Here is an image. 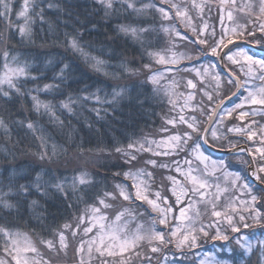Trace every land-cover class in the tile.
<instances>
[{"label":"trees","instance_id":"16d2710c","mask_svg":"<svg viewBox=\"0 0 264 264\" xmlns=\"http://www.w3.org/2000/svg\"><path fill=\"white\" fill-rule=\"evenodd\" d=\"M133 2L136 8L150 4L156 7L143 8L137 13L127 8V3L114 0L113 9L108 10L109 15H106L105 6L100 0H34L35 6L29 12L34 21L31 25L32 34L25 38L19 33V26L24 23V19L17 16L22 9L23 0H9L12 12L8 19L12 21V27L8 26L4 18H0V75L3 74L6 62L15 66L12 62L13 56L17 57L20 65H29L28 75L15 81L21 89L20 93L9 88L7 84L0 85V120L3 121V126H0V198L19 205L18 210L0 208V228L28 234L37 242L39 249L43 246L39 244V240L53 239L54 230L78 216L85 202L92 203L98 192L105 189L111 191L115 183L124 182L122 175L114 178V173L127 170L123 157L115 153V148L126 146L130 140L157 137L161 134L162 127L170 126L166 125L165 120L176 115L169 98L163 93H156L148 81L151 72L165 67L174 71L181 68L178 62L177 65L159 64L148 55L149 52L166 50L168 46H172L163 31L164 20L157 11L158 7L167 9L169 6L161 3V0ZM41 10L43 20L37 15ZM170 17L168 20L173 28L186 35L178 20H175L173 12ZM119 25L149 31L140 33L137 39L120 32ZM254 32V38L260 41L259 45H264V33L258 30ZM71 38L77 40L89 57L104 61L103 66L99 69L93 67L94 61L85 59L70 46ZM185 39L191 48L192 59L184 58L186 63L183 66L195 65L204 60L215 61L216 57L209 53L207 55L206 51H201L199 45ZM203 47L206 48L204 45ZM5 52L9 54L7 61ZM64 65L69 67L61 81L56 74ZM144 65H150V70ZM34 76L38 78L32 79ZM45 84L53 87L44 91ZM5 91L10 94L8 97L3 96ZM117 93L120 95H116ZM34 95L42 102L52 105L54 117L43 108L39 112L35 110L34 101L31 99ZM85 96L88 99L85 100ZM95 96L100 98V102L96 101ZM69 97L72 101V112L61 107L62 102H69ZM239 97L240 94L232 103ZM96 110H99V115ZM196 118L203 128L207 118L204 119V115L200 117L199 114ZM30 122L34 129L27 127ZM242 122L244 126L247 125L258 133L254 140L248 141L246 135L230 133L227 129L225 139L232 140L237 145L246 144L252 149L256 145L264 146L260 144L259 138V134L264 132V108L263 113L249 114ZM40 137L47 142L48 156L43 160L40 155L45 149L41 147ZM207 153L216 155L209 150ZM228 157L227 163L232 165L231 169L247 167L240 160L236 161L233 154ZM146 158L148 157H142ZM241 158H246L245 153ZM139 166L141 165L138 164L137 167ZM84 171L89 173L88 178L95 181V184L80 188L75 196L71 194L69 187L67 200L55 190H49L47 195H42L33 188L32 194L26 197L18 192L19 184L29 181L36 183L38 173L39 183L47 187L48 184L59 181L70 186L72 177ZM13 173L16 174L14 180L11 179ZM52 176L57 180H51ZM257 194L264 197V192ZM78 196H83L84 200H77ZM167 196L173 204L172 197L169 194ZM34 200L37 203L32 205ZM113 203L114 210L121 207L116 202ZM125 203L136 206L149 221L156 217L146 203L142 207L139 206L142 203L139 201L135 204ZM69 204L72 207H68ZM257 205L264 214V204L258 202ZM156 227L164 228L158 222ZM164 231L167 235L168 230L164 228ZM251 232L261 235L264 229L258 225L254 231L250 228L241 229L242 235ZM228 234L230 237L235 235L230 231ZM211 237H199L196 248L184 249L187 254L185 256H181L174 245L163 248L159 253L149 252L148 255L152 257L151 264H163L164 261L170 263L168 260L173 262L174 258L181 260L183 264L194 263V254L199 249L214 251L220 258L228 256L231 264H242V261L243 264H256L254 255L261 249L259 244L251 254L245 255L234 240L228 243L213 241ZM71 241L74 243L75 240L69 234V242ZM4 244V236L0 233V253ZM226 249L229 250L228 255L224 252ZM142 251L147 252V248ZM59 255L63 257H54L44 249V257L50 259L52 264H73L69 257L70 252ZM147 262L145 260L143 264ZM134 264H140V260L136 259Z\"/></svg>","mask_w":264,"mask_h":264},{"label":"snow or ice","instance_id":"6c2138e0","mask_svg":"<svg viewBox=\"0 0 264 264\" xmlns=\"http://www.w3.org/2000/svg\"><path fill=\"white\" fill-rule=\"evenodd\" d=\"M121 2L127 3V8L137 13H140L143 8L156 7V5L150 4L143 5L142 8H136L133 0H121ZM100 3L105 6V14L109 15L108 10L113 9L114 0H100ZM161 3H170V7L167 9L165 7L157 8V11L162 14L164 20L170 19V13L174 10L175 17L179 18L182 23H185L186 27H190L194 34H197V40L194 43L207 47L211 56L217 57L220 61L227 60L232 65H237L241 69L246 67L245 76L258 79L262 84L260 87H256L254 84H250L249 81L240 82L238 79L234 81L232 79V75L234 74H230L227 79L228 84L236 83V86L239 88H244L247 85V95L235 108L223 109L224 101L221 100L216 103L214 108H211V111L208 113V123L203 128L201 127V122L195 116L181 114L178 120L175 118L166 119L165 123L166 125H171L173 128L177 127V125H185L186 127L183 131L168 134L169 129L162 127L160 132L166 135L159 140L143 137L130 140L126 146L115 148V153L123 157V163L127 165V170L122 173H114V178L122 175L124 182L115 183L111 191L105 189L98 192L92 203L85 202V206L78 216H75L72 221L65 222L54 230L53 239L39 240V244L59 256L61 252L67 253L69 234L73 240L79 237V244L75 249L77 256L80 258L79 264H85V255L91 261L93 253L98 254L97 258L101 259L102 264H107V261L103 259L105 253L107 256L113 258L119 256V264H134L136 259L140 260V264H143L145 260L148 261V264H151L152 257L148 255L149 252L159 253L163 248L172 245L180 252L181 256H185L187 254L184 252V249L196 248L198 236L203 234L204 237H208L210 229L215 230V235L211 237L213 241L231 243L234 240L236 246L242 249L244 254H250L253 251L252 240L255 238L256 232L242 235L241 229L253 228L256 225L264 229V214L257 207L258 202L264 204V197L255 194L256 192H264V146L255 147L254 150L252 148L246 149L241 147L237 152L231 153L237 155L238 158L244 153L251 156L250 160L239 161L248 167L236 171H230L229 169L232 165L225 160L217 161L206 154L208 151L207 145H215L225 139L219 130V128L223 127L225 116H231L234 111L243 109L245 105H259L264 108V48L257 51L253 48L240 47L234 43L233 39V37L236 39L254 37L255 32H249L248 25L256 29V20H259L260 16H257L256 20H248L246 24L229 30L223 28V15H221L222 34L217 40L215 39V31L213 30L210 34L212 38L210 42L208 38H201L205 37L207 25L204 28H200L199 32L196 27L192 26V18L189 16L186 3L183 6L181 3L171 2V0H161ZM232 3L235 4V0H232ZM34 6V0H23L22 9L17 13L18 17L24 19V23L19 26V33L22 38L30 37L32 34L31 25L34 21L29 12L33 10ZM206 6L205 4L197 3L196 0H191V7L197 9L200 13H203ZM246 7L251 14L254 4L249 3ZM244 10V8L240 9L241 12ZM11 12L12 8L10 7L9 0H0V18H4L9 27L13 26L12 21L8 19ZM259 13L264 15V0H259ZM37 15L43 20L42 10ZM228 19L230 21L233 20L231 11L228 12ZM118 27L120 32L125 35L130 34L137 39H139L140 33L149 31V29L138 30L126 25H119ZM257 30L264 33V21L260 22ZM163 31L175 32L177 36H180V33L172 28L164 27ZM256 43L260 44V41H256ZM69 44L75 51L80 52L85 59L94 61L93 67L99 69L103 66L104 61L96 57H89L75 38H71ZM8 55V52L4 53L6 61ZM148 55L153 58L158 57L156 62L159 64L177 63L174 56L169 60L166 59L165 55H161L160 53L149 52ZM185 58L192 59L190 56ZM12 62L15 66L7 62L4 64L3 74L0 75V85L7 84L9 88L15 89L17 93H20L21 89L17 87L15 81L20 77L28 75L29 65L27 63L20 65L15 56L12 57ZM68 67V65H64L56 74L61 81L64 80V73ZM144 67L150 70V65H144ZM215 67V64L204 66L203 73L198 68H193L191 71H194L196 76L203 80L204 76L210 73V69H214ZM161 75L162 73H154L149 77V80L153 84H158ZM37 78L35 76L32 77V79ZM213 80L216 83L217 89H219L223 83L220 75L217 73L213 76ZM52 87L53 85L45 84L43 90L47 91ZM187 87L195 89L196 84L193 80H188ZM2 94L4 97L10 95L6 91ZM116 95L120 94L117 93ZM218 95L219 92H217ZM204 96L207 97L209 105H211L214 100L213 95L205 91ZM31 99L34 101V108L37 112L43 108L45 112L52 113L54 117L52 105L42 102L35 95ZM84 99L86 100L88 97L85 96ZM95 99L97 102H100L98 96H95ZM193 99L194 94L189 93L185 99L184 106L188 107V102ZM71 103V97H69V102H62L61 107L72 112ZM169 103L174 104L175 102L169 100ZM192 110L195 111L196 107L193 106ZM96 111L97 115H99V110ZM200 111L202 115L205 114L203 108H200ZM181 112H183V109H181ZM249 114L255 115L256 109L253 108L251 113L243 110L239 111V119L243 121ZM214 115H219L220 119H214ZM0 126H3L2 120H0ZM27 127L34 129V125L31 122L28 123ZM227 131L241 136L246 135L248 141H253L254 137L258 135L257 132L250 129L247 125L244 127H230ZM259 138L260 144L264 145V132L259 134ZM39 139L41 140V147L45 149L40 155V159L43 160L48 156L47 142L43 137ZM236 147V144L229 141L230 150ZM181 153L185 154L183 161L171 160V163H168L159 159L161 157L179 156ZM55 154V146H53V155ZM143 156H147L148 158L142 159ZM138 164L141 166L137 167ZM253 165H255L254 168ZM149 169L175 171L181 177L179 179L174 175L164 177L169 182L168 191L175 197V206H179V215L175 214L174 206L169 203L170 198L163 195V185L153 190L155 177L154 172ZM245 173L247 174L245 175ZM88 177L89 173L84 171L72 177L70 186L64 181H59L48 184L46 187L39 183L40 174L38 173L36 183L29 181L28 183L19 184L18 192L21 196L26 197L32 194L31 190L33 188L40 191L42 195H47L49 190H55L63 194L64 199L67 200L69 198V187L71 188V194L75 196L80 188L91 187L95 184V181ZM15 178L16 174L13 173L11 179L14 180ZM21 178L27 179L26 177ZM50 179L57 180L55 176H52ZM233 192H238L240 196H247L248 199H240L239 196L232 195ZM76 199L83 201L84 197L78 196ZM115 201L129 202L130 204H135L139 201L142 202L139 205L141 207L143 203H146L156 213V217L148 223H136L135 228H132L131 222H135L138 219V215L134 209L122 208L114 216H109L108 210L115 208V204L111 202ZM225 201L226 203H224ZM36 203L35 200L31 202L32 205ZM222 204L224 205L223 208H221ZM68 207H72V205L69 204ZM0 208L18 210L19 205L18 203H12L0 198ZM201 208H203V211H201ZM204 216L210 217L209 223H203L202 218ZM249 219L254 221V224L248 223ZM157 222L168 230L167 235L164 228L157 229ZM197 224L200 226L197 227ZM222 224L227 225L223 230L221 228ZM229 230L235 235L230 237L228 234ZM0 233L5 237V244L7 245L4 251L8 252L9 248L11 249L9 254L12 255L15 264H52L50 259L42 257L37 259L38 256H41V253L37 242L28 234L21 232L12 233L4 228H0ZM85 237L88 238L85 239ZM259 243L264 247V241H259ZM145 247L147 248V252L142 251ZM230 250L234 251V249ZM204 256L205 258L200 261V264H224L223 261L217 260L214 256H210L207 253ZM0 264H4V262L0 261ZM172 264H183V262L174 258ZM261 264H264V251L261 254Z\"/></svg>","mask_w":264,"mask_h":264},{"label":"rangeland","instance_id":"374dc122","mask_svg":"<svg viewBox=\"0 0 264 264\" xmlns=\"http://www.w3.org/2000/svg\"><path fill=\"white\" fill-rule=\"evenodd\" d=\"M171 2L181 3L182 6L186 3L189 16L192 18V26L196 27L197 31L199 32L200 28H204L205 25H207V27L205 29V37H201V38H208L210 40V42L212 39L210 34L212 33L213 30L215 31V39L218 40L222 34L223 28H227L229 30L231 28H234V27L238 28L240 25L246 24L248 22V20H256V17L260 16V19L256 20V25H257L256 29H254L251 25H248V31L253 32V31H256L258 29L260 22L264 21V15H261L259 13V0H235V4L232 3V0H223V3H222V0H196V2L199 4L207 5L204 8L203 13H200L197 9H193L191 7V0H171ZM249 3L254 4V7L251 9V14H250L249 9L246 7V5ZM165 4L170 5V3H165ZM241 8H244L245 10L243 12H241L240 11ZM221 10H223V11H221ZM230 11L233 14V20H231V21L228 19V12H230ZM221 15H223V28H222V24H221ZM161 16H162V14H161ZM178 23L181 26V28L184 30L186 36L188 37V39L190 41L194 42L197 40V34H194L191 31L190 27H186L185 23H182L181 20ZM163 27H168V28L174 29L173 25L169 22V20H164ZM166 35L169 38V42H171L172 46L171 47L168 46V48L166 50L154 51L155 53H160L161 55H165L166 59H169V60L172 59L174 56L177 61H179L180 59H184L185 57H189L192 54V51H191L189 44L185 41L186 39L184 38L185 37L184 35L180 34V36H177L175 34V32H173L172 34L170 32H166ZM233 39H236V38L233 37ZM240 39H246L247 41H251V42L256 41V39L254 37H244V38H240ZM180 44H182V45H180ZM196 45H198V44H196ZM181 46H183V47H181ZM199 46L202 47L203 45H199ZM240 47H242V46H240ZM206 51L210 53L208 48L206 49ZM233 51H235V49H233ZM156 59H158V57L153 58V60H155V62H156ZM225 62L228 66V69L234 75L240 77V82L249 81L250 84H254L256 87L261 86L262 82L259 81L258 79H253V78H250L248 76H245V72L247 71L246 67L241 69L237 65H232L227 60H225ZM211 64H214V63L210 62V61L207 62L206 60H204L198 64L190 65L186 68H181L179 70L176 69L177 71H174L172 68L165 67L163 69L151 72L149 74L148 81L152 84L153 88H155L154 91L156 93H163L164 95H166L167 98H169V100H172L175 102L174 104H172V106H173V110H175L176 115L171 117V118H168V119L175 118L178 120L179 115H181V114H183L185 116H195V117L197 114H199L200 117H202L204 115V119H206V118H208L207 117L208 113L211 111L212 104L217 102L218 100H220L226 92L230 93L234 89V87H235L234 83L228 84L227 78L223 77L216 70V68L210 69V73L208 75L204 76L203 80H201L200 77H197L196 73L194 71H191V69H193V68H198L203 73L204 66L211 65ZM154 73H162V75L159 77V83L158 84H153L149 80V77L152 76ZM217 73L220 75L221 80L223 81L222 86L219 89H217L216 83L213 80V76H215ZM188 80H193V82L196 84L195 89H190L187 87V81ZM246 88H247V85L244 88H241L240 97L237 101L229 104L228 106H224L223 109L235 108V106L237 104H240L243 101L244 97L247 95ZM201 89H203V91H201ZM205 91L211 93L214 97V100H213L211 105H209L207 97L204 96ZM217 92H219L218 96H217ZM189 93L194 94V99L192 101L188 102V105H189L188 107H185L184 106L185 105V99ZM201 101H203V103H201ZM193 106L196 107L195 111L192 110ZM200 108L204 109L205 114H203V115L201 114ZM253 108L256 109V114L263 113V108L259 105H256V106L245 105L243 107V109H237L236 111H234L231 116H225L224 120H223V127L219 128L222 135L224 136V134H226L225 129H228L230 127H244V123L242 122V120L239 119V111L243 110L245 112L251 113ZM181 109H183V112H181ZM219 119H220V116L217 115L216 120H219ZM185 127H186L185 125H177V127H175V128H173L171 125L167 126V128L169 129L168 134H172L176 131H183ZM217 127H219V126H217ZM234 134H237V133H234ZM165 135L166 134L161 133L157 137H154V138L148 137V138L159 140ZM229 141L230 140L224 139L215 145L218 148L227 149V148H229ZM231 142L234 143L232 140H231ZM234 144H236V143H234ZM255 147H259V145H256ZM255 147L253 149H255ZM234 157H235L234 159L236 161L237 160H248L247 157L244 159H242L241 156L238 158L237 155H234ZM184 158H185V154L181 153L179 156H172L169 158L161 157V161L171 163V160L183 161ZM211 158L214 160H217V161L223 160L220 158H213V157H211ZM254 167H255V165H254ZM149 170L154 172L155 182L153 184V190H156V189L160 188L161 185H163V188H164L163 195L167 196V194H169L172 197L173 204L170 203V200H169V203L174 206L175 214L179 215V206H175V204H176L175 197H173L171 192L168 191L169 182L166 179H164V177H166L168 175L177 176L178 179L181 177H179L178 174L175 173V171L161 170V169H149ZM230 171H234V170H230ZM232 195L239 196L240 199H248L247 196H240V194L238 192H233ZM115 202H116V204H118L121 207L117 208L116 210H114V209L108 210L109 216H114L116 214V212L120 211L122 208H132V209H134L135 213L138 215V219L135 222H131L132 228H135L136 223H148V222H150L147 217H145L141 214L142 211L139 210L136 206L128 205L127 203H125L123 201H115ZM111 203H113V202H111ZM224 203H226V201ZM237 203H238V201H237ZM223 206L224 205L222 204L221 208H223ZM201 211H203V208H201ZM202 221L204 224H207L210 222V217L204 216L202 218ZM248 223L254 224V221L249 219ZM199 226L200 225L197 224V227H199ZM226 227H227L226 224L221 225L222 230L225 229ZM250 229L252 231L256 230L257 225L254 226L253 228H250ZM209 231H210L209 237L212 235H215L214 229H210ZM10 232L15 233L17 231H10ZM93 234H89V235H93ZM259 236H261V235H259ZM259 236L256 235L255 238H253V240H252L253 250L255 249V247H257L258 244L260 245V248H261L254 255L255 256L254 259H257L256 264H261V254H262V251H264V247H262L261 244L259 243V241H263V240H262V237H259ZM199 237H204V236H203V234H200L198 236V238ZM87 238L88 237H85V239H87ZM4 239H5V237H4ZM197 243H198V241H197ZM78 244H79V237H77L75 239L74 243L72 241L69 242V247L67 249V252H70L69 257L73 261V264L74 263L79 264L80 258L77 256L76 251H75ZM5 247H7L6 244L3 245L2 252L0 253V261H3L4 264H15V261L12 259V255L9 254L11 252V249L9 248V251L6 252V251H4ZM41 249H39L41 256H38L37 259H40L41 257L45 258L44 257V249H47V248L46 247L44 248V246H42ZM185 249H187V248H185ZM47 252H49L51 255H53L54 257H57V258L63 257L61 255L57 256L56 253L51 252L48 249H47ZM61 253H63V252H61ZM205 253L209 254L210 256H214L215 259H217V260L223 261L224 264H230L229 261L219 258L214 252L205 251L202 249H199L194 254L195 263H193V264H200V261L205 258V256H204ZM197 254H199V255H197ZM13 255H14V253H13ZM245 255H249V254H245ZM97 256H98V254L93 253V258L91 261H89L88 256L85 255L84 256L85 264H102L101 259L97 258ZM103 259L107 261V264H119L120 257L119 256H117L115 258L109 257L105 253V256ZM168 261L170 263L164 261L163 264H172V262L170 260H168ZM147 264H148V262H147Z\"/></svg>","mask_w":264,"mask_h":264},{"label":"water","instance_id":"95a60500","mask_svg":"<svg viewBox=\"0 0 264 264\" xmlns=\"http://www.w3.org/2000/svg\"><path fill=\"white\" fill-rule=\"evenodd\" d=\"M234 43H236V44H242V45H245L246 47H248V48H253L254 50H257V51H259V50H261L262 48H264V47H260V46H256V45H254V44H252V43H250V42H247V41H245V40H242V39H238V40H234ZM218 63H219V65H220V67L223 69V70H225L226 72H228L229 74H231L226 68H225V66H224V64H223V61H220L219 59H218ZM232 77H233V79L234 80H239V78L238 77H236V76H234V75H232ZM240 81V80H239ZM239 91H240V88L239 87H235V90L231 93V94H229L228 96H226L225 98H223L222 100L224 101V104L227 102V101H229V100H231L233 97H235L238 93H239ZM223 104V105H224ZM216 106V105H215ZM214 106V107H215ZM219 111V110H218ZM215 117H216V115H214L213 116V118L215 119ZM208 123V122H207ZM207 125V124H206ZM205 125V126H206ZM207 148H209L211 151H213V152H218V153H229V152H234V151H236L237 150V148H235V149H227V150H225V149H220V148H217V147H214L213 145H207L206 146ZM239 148H241V147H238V149ZM244 148H246V146L244 147ZM247 154V153H246ZM248 155V157H249V160L251 159V156L249 155V154H247ZM253 168H254V166H253Z\"/></svg>","mask_w":264,"mask_h":264}]
</instances>
